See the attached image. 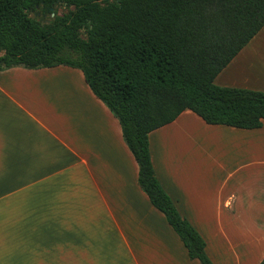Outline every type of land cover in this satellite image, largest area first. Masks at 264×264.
Instances as JSON below:
<instances>
[{"label": "crops", "instance_id": "0c3cea01", "mask_svg": "<svg viewBox=\"0 0 264 264\" xmlns=\"http://www.w3.org/2000/svg\"><path fill=\"white\" fill-rule=\"evenodd\" d=\"M255 39L254 53L240 62ZM255 57L254 84L233 79ZM214 82L264 91V26ZM148 145L161 187L212 263L257 264L264 232L259 223H236L264 205L258 188L250 207L238 197L264 174V119L241 129L207 124L186 109L151 131ZM137 175L117 118L80 69L0 70V264H200Z\"/></svg>", "mask_w": 264, "mask_h": 264}, {"label": "trees", "instance_id": "16d2710c", "mask_svg": "<svg viewBox=\"0 0 264 264\" xmlns=\"http://www.w3.org/2000/svg\"><path fill=\"white\" fill-rule=\"evenodd\" d=\"M263 26L264 0H0V70L80 69L117 118L139 187L188 257L213 264L202 236L161 187L148 135L186 109L207 124L261 127L264 91L214 79Z\"/></svg>", "mask_w": 264, "mask_h": 264}, {"label": "rangeland", "instance_id": "374dc122", "mask_svg": "<svg viewBox=\"0 0 264 264\" xmlns=\"http://www.w3.org/2000/svg\"><path fill=\"white\" fill-rule=\"evenodd\" d=\"M56 11L60 14L63 11H65V7L62 5H58L56 7ZM30 15L34 16L35 12H31ZM37 18L39 20H41L42 17L39 14L37 16ZM44 19H45V17H44ZM257 45H258V41L256 42V39L251 41L250 44L248 45V47L239 56V57H241L240 62L243 60H246L248 57H250V55L254 53V49ZM251 64L249 66L248 65L245 66L244 69H241L239 72L242 71L243 73H240L239 77H236L233 79L239 80L237 82H242V81L248 80V81L253 82V84H254L255 78L257 77L256 73L259 71V66H258V64H260L259 58L255 57L254 61L251 62ZM245 74H246L247 78L245 77ZM255 75H256V77H255ZM236 87H240V86H236ZM257 188L260 189L259 194L264 193V174H261L259 183L255 184V183L250 182V184H248L245 187V190L240 191V193H239L240 195L238 194L240 205L243 204L242 200H244L245 197H248V204H249L248 206L250 207V205H252V203H253V199H255L254 193L257 192ZM254 189H256V190H254ZM261 201H263V200L261 199ZM240 208H245V207H240ZM249 210H251L252 213L245 212L243 215L238 214L236 224H238L239 226L244 225V227H246V226L252 225V224H249L252 222L253 223H259V225L262 229V232H264V205L262 206V209H249ZM253 211H254V213H253ZM244 229H247V228H244ZM262 241L264 242V237H263ZM261 250H262V252L264 251V246L261 247Z\"/></svg>", "mask_w": 264, "mask_h": 264}]
</instances>
